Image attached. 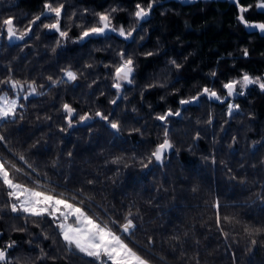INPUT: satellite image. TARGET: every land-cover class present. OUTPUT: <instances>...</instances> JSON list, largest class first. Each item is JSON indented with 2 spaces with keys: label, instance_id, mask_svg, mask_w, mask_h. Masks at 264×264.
Wrapping results in <instances>:
<instances>
[{
  "label": "trees",
  "instance_id": "16d2710c",
  "mask_svg": "<svg viewBox=\"0 0 264 264\" xmlns=\"http://www.w3.org/2000/svg\"><path fill=\"white\" fill-rule=\"evenodd\" d=\"M59 2L67 13L61 26L73 25L69 36L75 38L81 31L75 24L91 26L94 13L112 7L124 9L113 14V23L131 27L135 4L146 6L148 0ZM241 2L253 5L245 14L248 20L264 22V11L254 7L256 0ZM43 4L44 0H0V17H17L22 30L43 11ZM72 13L76 16L69 20ZM236 17L237 9L230 0H157L150 16L140 22L134 41L109 32L90 42L68 40L57 47L58 35L42 27H34V34L24 41L9 43L1 36L0 79L11 75L20 81L34 80L37 86L44 85L38 90L45 94L21 99L23 119L0 126V135L6 137L0 142V157L30 171L18 159L23 155L39 173L33 178L58 192L83 189L85 210L102 222L123 223L129 208L139 210L138 228L127 242L152 264H264V235L249 237L243 230L245 224L264 225V92L253 85L245 95L224 103L203 96L197 103L179 104L181 98L196 95L205 86L224 95L222 82L243 72L264 73V33L245 28ZM51 22L42 18L39 23ZM245 48L247 57L242 51ZM120 50L134 56L136 71L134 83L123 86L121 96L127 99L112 105L109 101L116 97V90L111 87L112 70L105 65L114 63ZM149 51L155 54L146 57L144 53ZM171 60L181 68L177 70ZM87 64L92 67L86 68ZM69 65L83 75L75 82L52 86L47 77L60 78V69ZM213 71L215 77L210 75ZM156 81L166 86L144 90L146 84ZM0 91L14 95L7 85H0ZM233 102L239 109L229 116L227 105ZM63 103L71 104L79 114L111 113L110 119L121 123L120 136H114L99 118L66 128ZM169 108L181 112L167 122L174 148L162 164L153 162L142 169L139 160L163 138V125L155 116ZM210 115L211 124L207 123ZM135 128L140 132L130 135ZM116 157H123L120 164L111 163ZM89 180L94 183L88 184ZM19 182L27 181L21 176ZM7 200L6 189L0 187V231L4 233L0 245L9 239L19 245L10 256L34 260L39 245L57 259L36 264H91V258L68 252L48 221L39 227L30 222L25 233L13 231V226H24V220L3 207ZM217 200L221 216L233 218L223 225L227 238L215 223L212 204ZM148 237L154 240L151 246ZM30 239L31 248L26 243ZM251 239L257 244L251 245Z\"/></svg>",
  "mask_w": 264,
  "mask_h": 264
},
{
  "label": "snow or ice",
  "instance_id": "6c2138e0",
  "mask_svg": "<svg viewBox=\"0 0 264 264\" xmlns=\"http://www.w3.org/2000/svg\"><path fill=\"white\" fill-rule=\"evenodd\" d=\"M157 0H148L146 6L141 3L135 4V10L131 13L135 23L125 28L123 24L116 26L113 24V14L118 11H123L122 8L112 7L109 11L94 13L95 22L91 26H85L84 24H75L74 26L80 28L79 35L75 38L69 36L71 27L73 25H67L62 27L61 21L67 16L65 11V5L59 0H44L43 11L33 16L23 27L21 28L17 24V17L8 16L6 18L0 17V36L6 37L9 43L14 41H24L26 38L34 34V27H42L49 31H54L58 35L56 40L57 47H60L64 42L71 40L73 43H80L84 41H91L93 37H107L109 32L116 33L122 37L125 41L135 40L134 33L141 21L146 20L156 4ZM233 4L237 9V21L245 28L255 29L261 33H264V22H252L245 16L252 8L253 5H245L241 0H233ZM254 7L258 10L264 11V0H256ZM87 9H85V12ZM76 13H72L68 16L69 20H73ZM44 19H50L51 23H39ZM141 40L143 36L139 37ZM55 48L52 49L55 52ZM244 57L249 55L248 49H243ZM155 53L149 51L144 53L146 57L153 56ZM118 59L111 64H106L105 67L111 69L110 78L112 80L111 87L116 90V97L109 101L110 104L116 105L117 100L127 99L122 97L124 84L134 83V73L136 71V63L134 56L126 53L124 50H120L116 53ZM177 70L181 68L175 60L169 61ZM86 68H91V64L85 65ZM62 73L61 77L54 79L52 76H48L47 80L52 86L63 83H72L77 81L82 72L74 70L70 65L60 69ZM210 75L215 77L217 73L211 72ZM0 85H7L11 92L15 93V96H10L7 91H0V126L5 122L15 123L18 119H23L24 104L21 103V99L27 101L32 96H40L45 93L38 90V87L42 89L44 85L37 86L33 81H20L13 79L11 75L5 79H0ZM257 86L262 92H264V77H253L247 72H243L239 78H234L222 82L221 88L224 91V95H220L217 90L209 88L207 86L200 89L196 95L189 98H181L179 104L181 106L189 105L199 102L200 98L206 96L209 100H216L224 103L226 100L235 96L245 95L249 86ZM165 83L159 81L148 83L144 86V90L153 88H164ZM22 94V95H21ZM143 97V92H141ZM164 97H161L163 100ZM239 109L238 104L228 103L227 113L232 116L234 112ZM61 110L65 114L64 120L66 122V128H72L76 124H88L95 118L103 121L108 129H110L114 136L119 137L122 131L121 123L118 119H110L111 113L105 114L100 110L95 111L94 114L85 112L79 114L77 110L69 103H63ZM135 111V109H133ZM179 109L173 111L169 108L163 114H157L155 119L163 125V138L157 143L154 149L145 158L139 160V164L142 169H147L153 162L162 164L167 153L173 150L174 145L169 137V129L167 127L168 118L171 116H180ZM50 119V118H49ZM207 123H212V117L209 116ZM62 128L61 131L66 130ZM133 132H140V129H131L129 134ZM199 134L197 133V137ZM235 140V138H233ZM6 141V137L0 135V142ZM69 156L72 154L69 152ZM18 159L24 161L27 164L30 171H25L23 168L18 167L17 163L13 160L0 157V187H3L7 191L8 200L3 206L7 211L15 214L16 219H23L24 226L15 227L13 231L25 233L28 231L27 225L31 222L36 227L40 226L43 221L50 222L56 229V233L62 241L63 247L71 253H80L86 257L91 258V264H151L146 254L142 255L140 251H137L134 247L130 246L126 242L131 236L135 234L138 228L136 223L139 219V210L133 212L129 208L126 214L123 216V223L119 220H109L102 222L98 217L90 215L85 210V200L82 199L83 189H80L77 193H67L64 191H56L55 188H50L43 184L39 179L33 178V174L38 177L39 173L32 168L31 164H28L23 155H19ZM205 159H208L207 157ZM123 157H116L111 161L113 164H120ZM215 158H212V163L215 164ZM129 165L124 164L127 168ZM229 171H231L229 169ZM23 176L27 182H19V177ZM236 179L235 176L230 177ZM88 184H93L94 181L89 180ZM215 209L216 226L219 229L221 235L225 238L228 237V233L224 231V223H232L233 218L228 216H221V205L219 200L212 204ZM2 210V209H0ZM239 224V221H236ZM244 232L253 237L256 235H264V225H243ZM44 239H48L47 234L41 231ZM4 233L0 231V237H3ZM29 248L32 247L33 241L30 239L26 241ZM154 244L152 237L147 238V245ZM251 245H256L257 240L251 239ZM19 247L18 243L14 239H9L8 242L0 245V264H21L22 258H13L10 256V251ZM39 248V254L33 260L31 257L23 258L22 264H36V261H44L50 259L53 262L57 259L55 256H50L45 252L43 248L36 245ZM251 248H249V251Z\"/></svg>",
  "mask_w": 264,
  "mask_h": 264
},
{
  "label": "rangeland",
  "instance_id": "374dc122",
  "mask_svg": "<svg viewBox=\"0 0 264 264\" xmlns=\"http://www.w3.org/2000/svg\"><path fill=\"white\" fill-rule=\"evenodd\" d=\"M181 1H183V2H193V1H197V0H181ZM230 1H233V0H230ZM114 24V23H113ZM115 25V24H114ZM126 28V27H125ZM127 29V28H126ZM251 76H253V77H256V76H261V77H264V73L263 74H258V75H251ZM235 78H239V76L238 77H235ZM22 95V94H21ZM10 96H15V93H14V95H10ZM235 97H237V96H235ZM235 97H233V98H230V99H235ZM233 104H235V102H233ZM71 105V104H70ZM73 107V106H72ZM127 242V241H126ZM152 264V263H151Z\"/></svg>",
  "mask_w": 264,
  "mask_h": 264
},
{
  "label": "water",
  "instance_id": "95a60500",
  "mask_svg": "<svg viewBox=\"0 0 264 264\" xmlns=\"http://www.w3.org/2000/svg\"><path fill=\"white\" fill-rule=\"evenodd\" d=\"M0 38H1V36H0ZM213 101H215V102H219V101H216V100H213Z\"/></svg>",
  "mask_w": 264,
  "mask_h": 264
}]
</instances>
